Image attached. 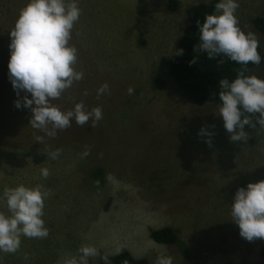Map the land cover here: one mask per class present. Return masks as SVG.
<instances>
[{
  "label": "rangeland",
  "instance_id": "rangeland-1",
  "mask_svg": "<svg viewBox=\"0 0 264 264\" xmlns=\"http://www.w3.org/2000/svg\"><path fill=\"white\" fill-rule=\"evenodd\" d=\"M210 1L77 0L81 15L69 43L83 78L52 103L68 111L82 101L87 111L100 107L102 119L83 127L73 120L48 137L30 125V109L15 107L25 93L17 96L8 79L9 31L29 0H0V195L19 185L51 192L42 217L48 237H21L16 253L0 252V264H63L82 245L109 256L127 251L149 264L161 255L173 264H262L264 240L243 239L230 207L239 188L264 181V129L251 133L253 145L230 141L219 103L193 104L168 74L187 9ZM236 2L238 26L259 40L262 64L252 74L264 80V36L252 24L264 18V0ZM104 84L108 91L98 97ZM0 211L8 214L3 201ZM166 227L183 242L184 255L150 239L151 230Z\"/></svg>",
  "mask_w": 264,
  "mask_h": 264
},
{
  "label": "clouds",
  "instance_id": "clouds-1",
  "mask_svg": "<svg viewBox=\"0 0 264 264\" xmlns=\"http://www.w3.org/2000/svg\"><path fill=\"white\" fill-rule=\"evenodd\" d=\"M238 8L236 0H220L214 5V13L205 16L202 25L197 21L200 35L194 52L206 53L209 60L218 56L227 57L241 66L231 83L228 79L219 80V117L223 120L230 141L246 143L248 134L244 131L245 126L255 128L258 124L264 129V80L245 75L249 63L260 65L261 55L258 52L257 34L251 31L245 33L238 26L235 15ZM80 15L77 0H29L9 31L8 79L17 96L25 93L24 97L15 101V107L30 109V125L48 137H55L58 131L71 127L73 120L83 127L90 119L93 125L102 119L100 107L87 111L82 101L68 111H61L52 103L60 99L74 82L83 78V73L74 67L77 49L69 43ZM175 54L182 55L183 50ZM218 63L223 64L224 60ZM106 91L108 85L104 84L97 90V96ZM128 93L133 94L134 89L129 88ZM253 114H259L255 123L250 119ZM43 139V136L36 137L39 143ZM206 143L211 145L210 140ZM58 154L59 150H56L49 152L48 156L56 159ZM49 175L47 168H41L44 179ZM106 179L115 181L112 174H108ZM50 194V190L43 185L32 188L19 185L3 190L0 201L6 205L8 214L0 211V252L16 253L21 237H48L49 229L45 227L42 217L44 202ZM230 209L232 222L238 225L239 235L243 239L249 242L264 240V181L249 183L246 189L239 188ZM78 253L64 259L63 264H88L89 258L97 256L104 264H111L109 255H100L94 246L82 245ZM24 258L28 259L27 254ZM154 264H173V260L171 256L161 255L157 256Z\"/></svg>",
  "mask_w": 264,
  "mask_h": 264
},
{
  "label": "trees",
  "instance_id": "trees-1",
  "mask_svg": "<svg viewBox=\"0 0 264 264\" xmlns=\"http://www.w3.org/2000/svg\"><path fill=\"white\" fill-rule=\"evenodd\" d=\"M218 2H220V0H211L208 3L195 5L187 9L186 24L182 30V35L177 48L175 49V52L168 64V74L174 84L182 92L184 98L197 106L204 105L210 98L220 104L219 91L221 89L219 87V80L228 79L231 83L236 78L237 72L241 68L240 65L230 61L227 57L218 56L216 59L209 60L207 59L206 53L194 52V46L199 44L200 35L197 21H199L200 25H202L204 23L205 16L214 13V5ZM176 6V1H170L168 9L171 12H175ZM252 24L256 31L264 36V18H255L252 21ZM180 49L183 50V54L176 55L175 53ZM258 52L260 54L259 48ZM221 59L224 60L223 64L218 63ZM194 60V63H190ZM261 64L262 58L260 65ZM259 66L249 63L247 65L248 71L245 72V75H253L252 69ZM154 85L156 88H162L164 84L159 80H155ZM258 118L259 114L250 115V119L253 123H255ZM258 127V124H256L255 128L245 126L244 131L248 134L247 143L249 145H253L254 141L251 133ZM93 179L96 180L97 185H101L103 183V172L101 170H96L93 173ZM149 236L156 244L173 246L183 255L186 253L183 242L171 228L166 227L158 230H151L149 232ZM104 254L105 253L103 252L100 253V255ZM109 258L111 264H124L125 261H127V264H149L145 259L134 258L127 251H122L118 255L109 256ZM259 258L261 263L264 264V243L260 247ZM97 264H104L99 256Z\"/></svg>",
  "mask_w": 264,
  "mask_h": 264
},
{
  "label": "crops",
  "instance_id": "crops-1",
  "mask_svg": "<svg viewBox=\"0 0 264 264\" xmlns=\"http://www.w3.org/2000/svg\"><path fill=\"white\" fill-rule=\"evenodd\" d=\"M255 176V175H254ZM256 177V176H255ZM145 260H147V259H145Z\"/></svg>",
  "mask_w": 264,
  "mask_h": 264
}]
</instances>
